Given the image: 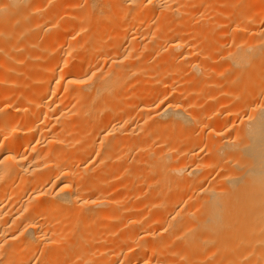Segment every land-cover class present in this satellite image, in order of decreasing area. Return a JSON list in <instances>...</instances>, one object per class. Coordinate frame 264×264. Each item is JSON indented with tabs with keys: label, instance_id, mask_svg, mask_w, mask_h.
<instances>
[{
	"label": "bare ground",
	"instance_id": "bare-ground-1",
	"mask_svg": "<svg viewBox=\"0 0 264 264\" xmlns=\"http://www.w3.org/2000/svg\"><path fill=\"white\" fill-rule=\"evenodd\" d=\"M0 264H264V0H0Z\"/></svg>",
	"mask_w": 264,
	"mask_h": 264
},
{
	"label": "rangeland",
	"instance_id": "rangeland-1",
	"mask_svg": "<svg viewBox=\"0 0 264 264\" xmlns=\"http://www.w3.org/2000/svg\"><path fill=\"white\" fill-rule=\"evenodd\" d=\"M221 28H222V27H221ZM224 29L226 30V27H225ZM224 29H223V30L221 29V30H220V31H218V32L224 31Z\"/></svg>",
	"mask_w": 264,
	"mask_h": 264
}]
</instances>
